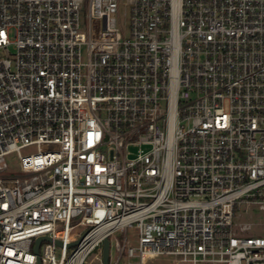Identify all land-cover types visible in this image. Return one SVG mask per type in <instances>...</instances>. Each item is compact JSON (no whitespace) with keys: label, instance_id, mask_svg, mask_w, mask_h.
I'll use <instances>...</instances> for the list:
<instances>
[{"label":"built area","instance_id":"2783aa9c","mask_svg":"<svg viewBox=\"0 0 264 264\" xmlns=\"http://www.w3.org/2000/svg\"><path fill=\"white\" fill-rule=\"evenodd\" d=\"M256 211L264 0H0V264H264Z\"/></svg>","mask_w":264,"mask_h":264},{"label":"rangeland","instance_id":"374dc122","mask_svg":"<svg viewBox=\"0 0 264 264\" xmlns=\"http://www.w3.org/2000/svg\"><path fill=\"white\" fill-rule=\"evenodd\" d=\"M121 13H123V10H121ZM7 162L10 167L11 172H17L20 171V162L19 157L17 153H10L6 156ZM257 217L256 220L261 219L264 220V214L262 212L256 211L255 212ZM85 230L83 226L77 227L75 230L76 233H82ZM125 236L129 243L131 245H135L137 243V229L134 226L126 227V229H116L112 235L110 236V262L111 264H114L119 256V252L116 248V241H119L120 243H124ZM101 249L97 248L94 250L89 258L88 261L91 264H100L101 262ZM128 258L126 256L122 257L118 264H128ZM147 264H178L176 262V257L174 255H160L157 257H154L148 261Z\"/></svg>","mask_w":264,"mask_h":264},{"label":"water","instance_id":"95a60500","mask_svg":"<svg viewBox=\"0 0 264 264\" xmlns=\"http://www.w3.org/2000/svg\"><path fill=\"white\" fill-rule=\"evenodd\" d=\"M44 239L43 237H39L36 240V251H38L39 243L41 240ZM102 264H110V239L106 237L103 241L102 245Z\"/></svg>","mask_w":264,"mask_h":264},{"label":"bare ground","instance_id":"6f19581e","mask_svg":"<svg viewBox=\"0 0 264 264\" xmlns=\"http://www.w3.org/2000/svg\"><path fill=\"white\" fill-rule=\"evenodd\" d=\"M153 258H154V257H153ZM150 259H152V258H149V259L147 260L146 264L148 263V261H149Z\"/></svg>","mask_w":264,"mask_h":264}]
</instances>
